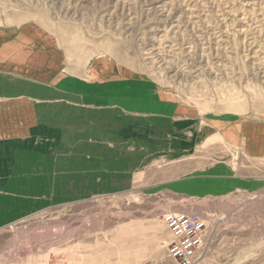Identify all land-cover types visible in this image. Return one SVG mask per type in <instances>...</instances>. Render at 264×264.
Listing matches in <instances>:
<instances>
[{"label": "rangeland", "instance_id": "1", "mask_svg": "<svg viewBox=\"0 0 264 264\" xmlns=\"http://www.w3.org/2000/svg\"><path fill=\"white\" fill-rule=\"evenodd\" d=\"M0 71V264H264V0H0Z\"/></svg>", "mask_w": 264, "mask_h": 264}, {"label": "built area", "instance_id": "2", "mask_svg": "<svg viewBox=\"0 0 264 264\" xmlns=\"http://www.w3.org/2000/svg\"><path fill=\"white\" fill-rule=\"evenodd\" d=\"M163 220L172 233L170 257L179 264H191L204 244L205 221L193 214L174 211L167 212Z\"/></svg>", "mask_w": 264, "mask_h": 264}, {"label": "crops", "instance_id": "3", "mask_svg": "<svg viewBox=\"0 0 264 264\" xmlns=\"http://www.w3.org/2000/svg\"><path fill=\"white\" fill-rule=\"evenodd\" d=\"M7 86H8L7 77H5L4 73L0 71V132H3V131L8 132L9 130L8 128L10 124L9 123V111L7 108V101L9 97L8 92H11L12 88L8 90ZM16 88L17 87L13 89L14 92H17ZM0 147H2V144H0Z\"/></svg>", "mask_w": 264, "mask_h": 264}]
</instances>
